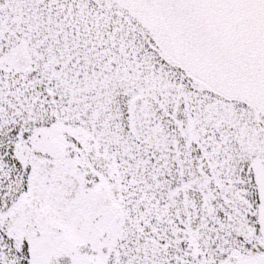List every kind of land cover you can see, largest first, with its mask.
I'll return each mask as SVG.
<instances>
[{"label":"snow or ice","instance_id":"snow-or-ice-1","mask_svg":"<svg viewBox=\"0 0 264 264\" xmlns=\"http://www.w3.org/2000/svg\"><path fill=\"white\" fill-rule=\"evenodd\" d=\"M0 264H264V0H0Z\"/></svg>","mask_w":264,"mask_h":264}]
</instances>
